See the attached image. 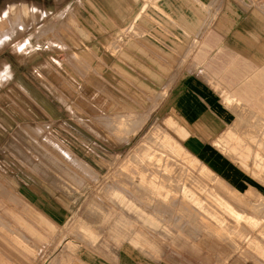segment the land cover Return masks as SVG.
I'll use <instances>...</instances> for the list:
<instances>
[{"label":"rangeland","instance_id":"obj_1","mask_svg":"<svg viewBox=\"0 0 264 264\" xmlns=\"http://www.w3.org/2000/svg\"><path fill=\"white\" fill-rule=\"evenodd\" d=\"M204 2L0 0V226L26 208L57 225L43 243L14 231V250L34 249L17 264L116 248L121 209L162 228L148 256L168 264H264V121L242 109L216 144L243 172L217 174L174 110L203 40L237 32L234 13L264 16V0Z\"/></svg>","mask_w":264,"mask_h":264},{"label":"crops","instance_id":"obj_2","mask_svg":"<svg viewBox=\"0 0 264 264\" xmlns=\"http://www.w3.org/2000/svg\"><path fill=\"white\" fill-rule=\"evenodd\" d=\"M200 1L205 5V0ZM234 15V20L228 21L232 28L240 27L238 31L223 35L213 29L214 31L208 34L193 57L192 70L185 75L174 103L175 112L189 132V136L183 140V145L217 174H221L219 171L222 169H227L230 173L243 172L239 165L224 155L216 144L234 129L233 124L242 116L240 115L242 109L264 121V16L249 15L244 19L242 14L234 13ZM258 38L263 40L262 44L261 40L258 42ZM228 97L235 101L233 107L228 104ZM241 183L246 185V189L253 186L245 179H242ZM130 199L135 205L143 204L145 207L155 205L149 199L147 200L149 202L138 197ZM53 202V211H55L54 205L62 207L58 200L54 199ZM118 205L121 207L120 204ZM2 210L4 213L7 212L4 206ZM125 211L121 209L117 212L114 224L117 228L114 229V225H111L115 234L110 235L118 241L121 238L125 240L116 248L111 247L110 250H96L90 247L81 249L78 252L80 258L78 263H169L166 256L160 260L148 256L152 253L149 248L152 246L156 248L150 228L155 232L162 228L155 229L150 224L147 225V222L139 216L135 214L132 216L131 212ZM9 214L14 220L13 230L10 231L9 224H5V221L1 223L0 264H17L24 255L34 252V249H28L26 254H20L14 250L11 241L15 236L14 231L22 232L21 234L28 241H30L29 236L42 243L48 242L49 237L57 233L56 223L36 209L26 208L23 212L11 210ZM154 215L150 213L148 216L157 220L158 213ZM144 226H148L149 229ZM30 246L32 245L29 242ZM167 249L161 253L170 254L171 248Z\"/></svg>","mask_w":264,"mask_h":264},{"label":"bare ground","instance_id":"obj_3","mask_svg":"<svg viewBox=\"0 0 264 264\" xmlns=\"http://www.w3.org/2000/svg\"><path fill=\"white\" fill-rule=\"evenodd\" d=\"M129 12V11H128ZM125 17V16H124ZM126 18V17H125ZM124 20V19H123ZM87 67V66H86ZM128 118V117H127ZM257 237V236H256ZM255 256V255H254Z\"/></svg>","mask_w":264,"mask_h":264}]
</instances>
